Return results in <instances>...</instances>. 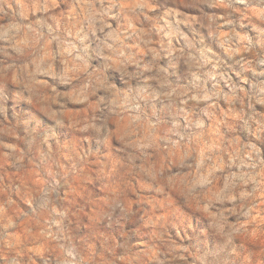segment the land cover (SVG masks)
I'll use <instances>...</instances> for the list:
<instances>
[{"label":"clouds","instance_id":"1","mask_svg":"<svg viewBox=\"0 0 264 264\" xmlns=\"http://www.w3.org/2000/svg\"><path fill=\"white\" fill-rule=\"evenodd\" d=\"M0 264H264V0H0Z\"/></svg>","mask_w":264,"mask_h":264}]
</instances>
